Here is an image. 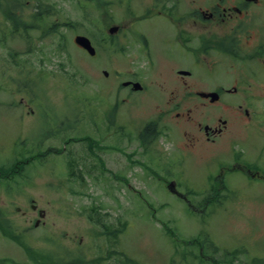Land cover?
<instances>
[{"label": "rangeland", "instance_id": "374dc122", "mask_svg": "<svg viewBox=\"0 0 264 264\" xmlns=\"http://www.w3.org/2000/svg\"><path fill=\"white\" fill-rule=\"evenodd\" d=\"M37 1H22L24 22ZM40 1L52 6L50 15L14 29L0 0V168H18L10 177H0V258L7 264H36L40 256L50 262L44 254L53 252L63 259L81 257L80 264H133L127 258L140 264H264V180L227 172L225 180L235 189L230 198L205 203L200 198L214 185L221 165L248 164L264 174L263 63L236 59L239 71L252 74L247 79L252 87L244 92L241 84L236 93L222 95L236 111L222 106L202 110L203 115L229 117L226 131L214 142L185 146L183 130L191 134L195 127L175 118L170 112L176 109L170 114L164 110L163 100L155 101L160 95L156 87L112 105L116 84L102 75L106 69L113 76L114 54L110 39L99 40L98 29L101 34L110 24H120L125 30L114 36L117 41L126 32L129 37L133 21L139 30L130 37L159 35L163 21L144 15L146 0ZM254 9V26L264 37V3ZM76 34L91 36L95 57L75 45ZM256 40L249 42V52ZM163 78L144 76L148 84L159 85ZM170 96L179 99L176 92ZM28 98L33 110L26 115L15 104ZM195 110L190 114L200 117ZM114 117L120 125V156H102L113 172L119 166L126 179L120 182L102 173L96 157L89 156L100 149L97 134L105 132L103 123ZM149 121L161 133L144 151L136 134ZM56 132H64L63 137L48 141ZM70 132L86 134V155L81 143L66 141ZM128 134L134 137L130 142ZM49 144H59L60 153L47 151ZM129 153L137 161L131 169L125 157ZM169 179L175 180L180 198L165 186ZM31 203L45 212L37 225ZM107 227L120 231L106 235Z\"/></svg>", "mask_w": 264, "mask_h": 264}, {"label": "flooded vegetation", "instance_id": "af4514ba", "mask_svg": "<svg viewBox=\"0 0 264 264\" xmlns=\"http://www.w3.org/2000/svg\"><path fill=\"white\" fill-rule=\"evenodd\" d=\"M146 2L143 9L147 14L144 15L148 18H160L163 21L161 29L156 32L159 35L155 39L150 34L145 36L142 33L140 36L130 37L135 30H139L132 26L133 21L128 38L126 32L123 37L115 40L114 36L121 35L125 30L120 24L112 36L107 35V31L102 32L100 39H110V50L114 54L113 76L111 77L106 69L102 70V75L106 79H114L116 84L114 87L118 95L116 98L119 99L117 103L131 101L133 93H146L149 86L156 87L160 95L155 101L163 100L164 110L169 113V110L176 109L175 112H170L175 118L179 121L191 122L195 127V133L191 134L183 130L182 140L186 142L185 146L190 147L197 143L209 145L226 131L229 117L223 116V113L203 115L202 110L211 106H222L224 109L236 111L234 104L222 95L236 93L241 84L244 92H248V87H252L247 80L252 74H243L239 71L236 68L238 61L253 58L262 62L264 67V37L259 32V27L254 26L257 23L253 22L257 15L254 6L264 3V0H146ZM113 24L117 25V23ZM107 29L109 31V28ZM253 38L257 40L252 44V50L249 52V42ZM96 55L97 50L92 57ZM121 55L125 57L124 63L120 62ZM123 65L126 66L124 70L121 69ZM153 75L164 77V81L159 82V85L158 81L150 84L145 82L144 76ZM126 82L129 83L124 85ZM134 82H138L140 86L134 85ZM174 92L179 95L178 100L170 96ZM211 93H216L218 96ZM180 108H185L186 111H177ZM194 109L201 113L200 117L190 114ZM244 112L247 115V111ZM119 130L120 125H117L115 117L107 122L105 132L98 134L97 137L100 149L95 152L96 154L93 153L101 172L112 174L115 180L120 178L119 166L116 165L117 172H113L112 167L105 165L102 155L108 154L111 157L116 152L120 156ZM111 136H114V139L112 146L108 148L107 143ZM153 137V132L139 131L136 134V139L144 151L149 149ZM133 138L130 134L127 135L129 142ZM84 141L86 147L87 140ZM87 152L89 153L88 150ZM125 157L128 160L127 167L131 169L137 161L131 153L125 154ZM236 170L253 180H264L263 173L257 168L253 169L248 165H238V167L223 165L217 172L219 176L213 175V183L217 186H212L210 191L214 195H217V191L219 196L208 197L207 201L230 198V193L235 189L230 188L224 174ZM172 180L166 181L165 186H168ZM173 183L171 189L167 188L180 198L182 195L175 187V180Z\"/></svg>", "mask_w": 264, "mask_h": 264}, {"label": "trees", "instance_id": "16d2710c", "mask_svg": "<svg viewBox=\"0 0 264 264\" xmlns=\"http://www.w3.org/2000/svg\"><path fill=\"white\" fill-rule=\"evenodd\" d=\"M2 1L4 2L2 12L4 13V15L6 16L7 19L14 21V24H15L14 29H18L23 25L26 26V25H28L29 22L34 23L37 18H40L43 15L48 16L52 12V6L51 5L47 7L45 4H43L39 0V1H37L38 3L36 2L34 4L33 9L29 10V12L27 14L29 21L27 20L24 22L23 15H22V8L24 6L22 1H24V0H2ZM14 1H16L18 3L17 5L19 6V11L17 14L14 12L15 11ZM65 24L71 26V23L65 22ZM52 30H53V25H51V27L48 29V31H52ZM141 132L142 133L143 132H145V133L153 132V136H155L156 132H155L154 124L153 123L146 124ZM3 166H5V165H3ZM3 166H1V168H0L1 169L0 170L1 175L13 174V172H15V170L17 169L16 165H13L12 167L8 166L7 169ZM110 228H111V230H109V227H107L104 230V234L115 235L118 231H120V229L116 230L113 227H110ZM44 256L48 258V261L50 259V262H44L42 256H40L41 261H39V259L36 260L34 258L35 259L34 262H36V264H80L81 263V261H80L81 259H79L81 257H78V256L71 259L70 257L67 258V255H66L65 259H63L62 256H60V254H55L53 252L45 253ZM127 261L132 262L133 264H140L137 261L130 259V258H127ZM0 264H7V259L0 258Z\"/></svg>", "mask_w": 264, "mask_h": 264}, {"label": "water", "instance_id": "95a60500", "mask_svg": "<svg viewBox=\"0 0 264 264\" xmlns=\"http://www.w3.org/2000/svg\"><path fill=\"white\" fill-rule=\"evenodd\" d=\"M116 26H113L109 29V32H114L116 30ZM74 41L81 47H83L84 49H86L89 54H94V48L92 47V45L90 44V41L87 37L83 36V35H76L74 38ZM40 216H43V212L40 211L39 212Z\"/></svg>", "mask_w": 264, "mask_h": 264}]
</instances>
